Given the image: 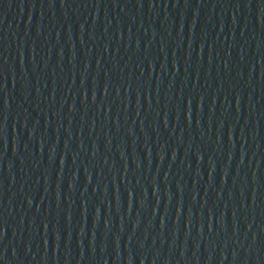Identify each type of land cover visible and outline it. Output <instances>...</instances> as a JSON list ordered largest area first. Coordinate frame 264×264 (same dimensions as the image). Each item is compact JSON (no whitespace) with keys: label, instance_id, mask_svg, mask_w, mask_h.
Instances as JSON below:
<instances>
[{"label":"water","instance_id":"95a60500","mask_svg":"<svg viewBox=\"0 0 264 264\" xmlns=\"http://www.w3.org/2000/svg\"><path fill=\"white\" fill-rule=\"evenodd\" d=\"M0 264H264V0H0Z\"/></svg>","mask_w":264,"mask_h":264}]
</instances>
